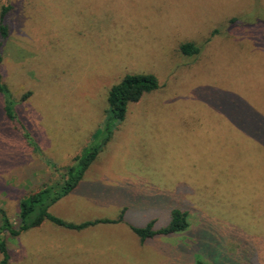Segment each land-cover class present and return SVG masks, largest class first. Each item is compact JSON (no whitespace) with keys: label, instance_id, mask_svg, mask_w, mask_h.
I'll list each match as a JSON object with an SVG mask.
<instances>
[{"label":"rangeland","instance_id":"374dc122","mask_svg":"<svg viewBox=\"0 0 264 264\" xmlns=\"http://www.w3.org/2000/svg\"><path fill=\"white\" fill-rule=\"evenodd\" d=\"M11 2L2 81L41 152L0 94V208L15 225L18 200L102 126L112 84L150 72L159 89L129 103L79 185L48 209L115 222L77 231L45 220L7 237L8 264H264V0ZM186 41L199 54L180 53ZM173 207L188 212L187 230L143 243L131 231L166 225Z\"/></svg>","mask_w":264,"mask_h":264},{"label":"trees","instance_id":"16d2710c","mask_svg":"<svg viewBox=\"0 0 264 264\" xmlns=\"http://www.w3.org/2000/svg\"><path fill=\"white\" fill-rule=\"evenodd\" d=\"M15 9V5L11 0H0V94L3 97L4 113L9 121L23 135L27 144L31 145L34 151L41 154L31 133L18 120L15 100L8 86L2 81L1 64L4 63L2 47L10 38L14 26ZM22 10H25L26 13L29 12L28 8L25 9V7H22ZM178 50L183 55L192 56L199 54L201 48L192 41H186L178 45ZM158 89V78L154 73L150 72L126 73L119 81L110 86L106 96V117L101 124L102 126L91 135L90 142L82 152L72 156L70 161L63 166L59 167L57 164L52 163L56 172V178L42 182L18 200L16 225L10 220L4 210L0 208V264H8L10 258L7 247L8 236L16 237L22 231L40 226L45 220L53 225L77 231L100 222H115L97 219L75 223L52 214L48 209L52 204L67 196L79 185L85 172L112 138L114 129H117L125 120L129 103L136 102L142 96L156 92ZM32 94V91H28L23 95L22 99L25 100ZM169 215L167 224L160 228L154 227L155 220L153 219L149 220L144 226L129 225V227L141 243L156 235L167 236L188 229L189 221L186 210L173 207ZM122 220L123 212L120 213L116 221ZM197 264L207 263L198 260Z\"/></svg>","mask_w":264,"mask_h":264}]
</instances>
